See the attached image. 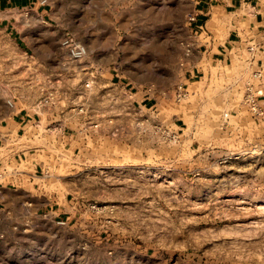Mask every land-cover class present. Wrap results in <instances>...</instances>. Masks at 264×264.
I'll return each instance as SVG.
<instances>
[{
	"label": "rangeland",
	"instance_id": "obj_1",
	"mask_svg": "<svg viewBox=\"0 0 264 264\" xmlns=\"http://www.w3.org/2000/svg\"><path fill=\"white\" fill-rule=\"evenodd\" d=\"M30 2L0 24V123L39 124L2 129L0 264H264V122L232 87L247 53L190 55L194 0ZM252 14L210 28L238 48ZM151 84L156 111L127 96Z\"/></svg>",
	"mask_w": 264,
	"mask_h": 264
},
{
	"label": "built area",
	"instance_id": "obj_2",
	"mask_svg": "<svg viewBox=\"0 0 264 264\" xmlns=\"http://www.w3.org/2000/svg\"><path fill=\"white\" fill-rule=\"evenodd\" d=\"M254 8V6H253ZM200 13L195 12L189 18L190 26V38L189 42L185 44L187 51L190 55H195L200 53L204 48L206 52L205 44L208 43L206 38L209 36L208 29L203 25H197V19ZM203 40V42H202ZM62 47L68 52L70 58L73 61H83L88 56L87 46L72 37H65L61 43ZM244 49V51H243ZM243 54L247 53L246 58L242 59L243 70L241 69L240 77L235 75V85L232 87H238L240 82H243L242 89V103L246 107L247 111L256 119L262 120L264 122V38L257 39L256 37L251 36L249 40L244 41L242 46L236 48L233 47L230 50V54ZM232 62V58L229 59ZM195 67V66H194ZM89 86V85H87ZM134 89V87L132 88ZM127 91V90H126ZM175 99L181 101L188 96V88H185V84H181L176 87L174 90ZM127 96L135 97L137 95L141 96V104L145 102H153L149 110H157L158 100L161 97V92H159L154 84L142 86L138 88L136 92L127 91ZM56 98L55 92L49 93V99L54 100ZM45 101V100H44ZM47 101V100H46ZM138 102V101H137ZM11 106L12 104L9 103ZM147 107V103L144 106ZM80 111H83V108H80ZM136 123L138 128L145 129L147 128L148 120L144 116L138 118ZM224 119H229V113L224 114ZM37 123V122H36ZM33 122V126H36V129H39V124ZM96 127V124H95ZM53 129L50 126H46L45 133L53 132ZM57 132V131H56ZM26 135V133L24 134ZM23 135V136H24ZM0 144L3 145V141H0ZM260 153L264 156V151L260 150Z\"/></svg>",
	"mask_w": 264,
	"mask_h": 264
},
{
	"label": "crops",
	"instance_id": "obj_3",
	"mask_svg": "<svg viewBox=\"0 0 264 264\" xmlns=\"http://www.w3.org/2000/svg\"><path fill=\"white\" fill-rule=\"evenodd\" d=\"M196 12H199L200 15L197 19V25L205 26L209 31V38L206 46V53L209 56L215 57L219 55L223 57V60L228 61L230 56V50L235 47L236 43H241L243 38L239 34H230L226 37L224 41L217 40L215 38L214 32L210 28V22L213 19L214 11L216 8L223 7L228 11V9L241 7L243 4H251L254 6L252 21L250 22V31L254 34V37L257 39L264 38V6L262 0H194ZM255 5H254V4ZM25 4H31L30 0H0V24L6 23L8 26L11 24V19L13 18L12 13L24 7ZM238 37L240 39L238 40ZM215 49L217 51H215ZM31 116L28 113L19 116L15 115L12 117V122H7L4 124V120L0 123V141H3L2 129L4 128H17V134L23 136L27 131V126L32 124L36 120V116ZM53 120L57 119V116H53Z\"/></svg>",
	"mask_w": 264,
	"mask_h": 264
},
{
	"label": "bare ground",
	"instance_id": "obj_4",
	"mask_svg": "<svg viewBox=\"0 0 264 264\" xmlns=\"http://www.w3.org/2000/svg\"><path fill=\"white\" fill-rule=\"evenodd\" d=\"M215 14H217V13H215Z\"/></svg>",
	"mask_w": 264,
	"mask_h": 264
}]
</instances>
